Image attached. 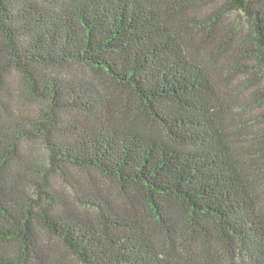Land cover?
I'll return each mask as SVG.
<instances>
[{"label":"trees","instance_id":"16d2710c","mask_svg":"<svg viewBox=\"0 0 264 264\" xmlns=\"http://www.w3.org/2000/svg\"><path fill=\"white\" fill-rule=\"evenodd\" d=\"M0 264H264V0H0Z\"/></svg>","mask_w":264,"mask_h":264},{"label":"rangeland","instance_id":"374dc122","mask_svg":"<svg viewBox=\"0 0 264 264\" xmlns=\"http://www.w3.org/2000/svg\"><path fill=\"white\" fill-rule=\"evenodd\" d=\"M101 184L103 185V182Z\"/></svg>","mask_w":264,"mask_h":264}]
</instances>
